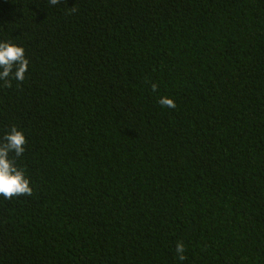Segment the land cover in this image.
<instances>
[{
  "label": "trees",
  "instance_id": "1",
  "mask_svg": "<svg viewBox=\"0 0 264 264\" xmlns=\"http://www.w3.org/2000/svg\"><path fill=\"white\" fill-rule=\"evenodd\" d=\"M3 41L0 264H264V0H0Z\"/></svg>",
  "mask_w": 264,
  "mask_h": 264
},
{
  "label": "clouds",
  "instance_id": "2",
  "mask_svg": "<svg viewBox=\"0 0 264 264\" xmlns=\"http://www.w3.org/2000/svg\"><path fill=\"white\" fill-rule=\"evenodd\" d=\"M57 0H51L55 4ZM30 67V61L26 56V50L23 46L16 43L3 41L0 42V82L11 87L13 82H22L25 80L26 73ZM157 85L153 84L155 91ZM159 103L164 108H175L176 104L173 98L163 96ZM27 136L23 129L13 125L0 141V197L12 199L24 195H32L33 188L26 172L17 166L16 161L11 158V154L22 156L25 152ZM178 259H185V246L178 243L176 246Z\"/></svg>",
  "mask_w": 264,
  "mask_h": 264
}]
</instances>
